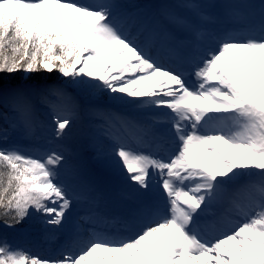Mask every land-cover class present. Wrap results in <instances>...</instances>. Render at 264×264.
Listing matches in <instances>:
<instances>
[{
    "label": "snow or ice",
    "instance_id": "obj_1",
    "mask_svg": "<svg viewBox=\"0 0 264 264\" xmlns=\"http://www.w3.org/2000/svg\"><path fill=\"white\" fill-rule=\"evenodd\" d=\"M81 115L119 203L56 150ZM0 209V264H264V0H0Z\"/></svg>",
    "mask_w": 264,
    "mask_h": 264
},
{
    "label": "trees",
    "instance_id": "obj_2",
    "mask_svg": "<svg viewBox=\"0 0 264 264\" xmlns=\"http://www.w3.org/2000/svg\"><path fill=\"white\" fill-rule=\"evenodd\" d=\"M126 3L125 0H123ZM161 0H132L131 4H135L136 6H141L142 8H146L148 5H155L160 3ZM128 4V3H127ZM56 74H54L55 76ZM70 92H73L70 90ZM107 103V101H105ZM87 117L81 115V118L76 121L75 129L71 136H69L62 144L56 146L58 151H63L69 157L70 162L81 167L85 178L95 184L97 187L102 186L107 183L114 184L115 175L110 174L106 171H101L97 167H94L89 161L91 154L84 150V139L83 136L84 131L88 130L87 128ZM38 144L42 147H47L43 141H38ZM36 154V153H32ZM119 180V179H118ZM0 211H3L0 209ZM17 231L15 233H11V239L14 244L19 247H22L28 243L32 239H40L43 236V223L36 218H32L30 220H26L21 225L17 226Z\"/></svg>",
    "mask_w": 264,
    "mask_h": 264
},
{
    "label": "rangeland",
    "instance_id": "obj_3",
    "mask_svg": "<svg viewBox=\"0 0 264 264\" xmlns=\"http://www.w3.org/2000/svg\"><path fill=\"white\" fill-rule=\"evenodd\" d=\"M125 1H126V3H124L123 0H118L119 3H121L123 5H126L128 7H135L136 6L135 4H131L130 3V1H132V0H125ZM208 2L216 4V5H221V4H223L225 2V0H208ZM150 8H152V5L151 6L148 5V6H146V8H143V9L147 10V9H150ZM215 11H216V13L218 15H221V19H220L219 23L216 25V27L217 28L226 27L228 22L223 18L220 8H216ZM69 88H70L71 91H74L71 87H69ZM107 103L111 104L112 102L111 101H107ZM114 107L117 110H119V111H124V112L130 111L128 108H126L124 106H121V105H114ZM87 131L88 130L84 131L83 136H85V133ZM85 138H86V136H85ZM84 141H85L84 142V144H85L86 143V139H84ZM165 146L167 148H169V149L172 147L170 144H167V143H166ZM56 150H57V148H56ZM89 161L91 162V164L94 167H97L99 170L106 171V172H108L110 174H113V175H115V177L117 176L116 174H114L110 170V168L108 167V164H107V162H106V160L104 158H93V157H90ZM118 179L119 178L117 176L115 181H114L115 182L114 184L107 183V184H104V185H102L100 187L98 186V188L105 194L106 198L109 200L110 203H119L122 200V196H123V193H124L125 189H124V186L121 183L120 179L119 180ZM76 212L77 213H82L83 212V205L78 206L77 209H76ZM211 233L213 235H215V230L214 229L211 230ZM53 243L56 244V246ZM62 244H63V242L61 243V241H57V237H55L53 235H49V233H47L45 231V225L43 224V236H41V238L38 239V240L37 239L30 240L28 243H26L23 246V248H25L27 250H30L31 248L37 247V248L42 250L43 255H48V254L55 253L60 248V246Z\"/></svg>",
    "mask_w": 264,
    "mask_h": 264
},
{
    "label": "bare ground",
    "instance_id": "obj_4",
    "mask_svg": "<svg viewBox=\"0 0 264 264\" xmlns=\"http://www.w3.org/2000/svg\"><path fill=\"white\" fill-rule=\"evenodd\" d=\"M85 226H87V225H85ZM49 235H53V236L57 237V241H61V243L62 242L65 243L66 240H67L66 234H52V233H49ZM73 243L75 244L77 242L73 241ZM54 245L56 246V244H54ZM29 251H31L33 253H38V254H42L43 255L42 250L37 248V247L31 248Z\"/></svg>",
    "mask_w": 264,
    "mask_h": 264
}]
</instances>
